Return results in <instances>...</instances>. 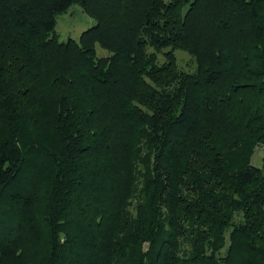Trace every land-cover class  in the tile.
<instances>
[{
	"label": "trees",
	"instance_id": "trees-1",
	"mask_svg": "<svg viewBox=\"0 0 264 264\" xmlns=\"http://www.w3.org/2000/svg\"><path fill=\"white\" fill-rule=\"evenodd\" d=\"M259 145L264 0H0V264H264Z\"/></svg>",
	"mask_w": 264,
	"mask_h": 264
},
{
	"label": "rangeland",
	"instance_id": "rangeland-1",
	"mask_svg": "<svg viewBox=\"0 0 264 264\" xmlns=\"http://www.w3.org/2000/svg\"><path fill=\"white\" fill-rule=\"evenodd\" d=\"M55 18L56 24L54 33L59 41H66L70 38L77 41L82 31L94 25L96 22L93 17L85 12L78 1L70 5L65 12L57 14ZM95 50L97 56L100 57L109 54V52L98 43L95 44ZM158 58L160 61L163 60L161 54L158 55ZM176 62L178 69L182 72H193L196 69L194 57L184 50L176 51ZM263 155L264 146H257L252 157V163L259 165Z\"/></svg>",
	"mask_w": 264,
	"mask_h": 264
}]
</instances>
